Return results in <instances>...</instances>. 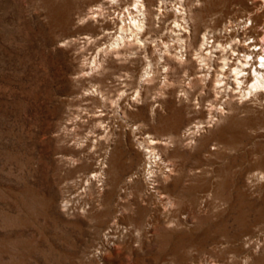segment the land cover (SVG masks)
Segmentation results:
<instances>
[{
    "label": "rangeland",
    "instance_id": "obj_1",
    "mask_svg": "<svg viewBox=\"0 0 264 264\" xmlns=\"http://www.w3.org/2000/svg\"><path fill=\"white\" fill-rule=\"evenodd\" d=\"M75 1L62 25L42 0H0V264H264V182L253 178L264 103L216 95L212 77L189 87L190 100L180 98L187 75L201 73L192 49L185 65L170 60L166 86L161 66L141 83L146 54L156 60L154 46L170 40V5L148 30L145 50L106 56L88 75L87 59L114 26L81 24L102 0ZM185 4L194 47L231 20L258 18L248 36L264 34L260 0ZM84 36L95 41L84 46ZM95 89L104 100L86 95ZM211 103L225 110L192 133L209 120ZM90 132L103 138L84 165L78 153L95 138ZM147 136L165 162L150 178L139 148ZM101 163L104 178L87 182Z\"/></svg>",
    "mask_w": 264,
    "mask_h": 264
},
{
    "label": "bare ground",
    "instance_id": "obj_2",
    "mask_svg": "<svg viewBox=\"0 0 264 264\" xmlns=\"http://www.w3.org/2000/svg\"><path fill=\"white\" fill-rule=\"evenodd\" d=\"M150 1H155L156 6L150 4ZM212 1L217 4L221 2L225 4L230 3V0ZM42 2L47 17L53 23L68 24L70 15L75 10V0H42ZM126 2L123 8L121 0H102L90 8L85 17L80 19L81 24L87 23L90 20L99 24V19H102L103 21L112 22L114 26V30L103 29V34H108L109 40L98 46L90 58L87 59L88 75L98 68H104V58L106 56L118 57L127 51L130 46H136L139 49L144 48L145 50L147 48V38L145 36L148 30L151 29L154 21L162 20L171 8L174 13V21L171 24L173 29L170 31V40H161L160 43L157 42V45L154 46V51L158 54L156 60L146 54L144 59L145 66L140 78L141 83L154 81L155 75L158 72L157 66H161L159 70L163 75L162 83L163 86H166L167 82L169 83L170 60L174 59L179 65H185L188 62V51L190 52V49H192L195 60L201 66V73L187 75L188 81H185V86L182 89L184 93L180 95V98L190 100L189 87L196 80H202V82L205 81L208 84L211 80L209 78L212 77V87L216 90V95H222V97H228V99L237 95L242 102L246 100H261L264 103V34H260L257 38L248 36V33L256 25L260 24L257 22L258 18L252 20L249 17L231 20L224 25L223 29L206 30L198 45L194 47L191 40L197 33L191 29L190 13L185 4L186 0H177L175 2L170 0H126ZM260 6L264 10V0H260ZM153 8H155V11ZM261 29H264V25ZM84 37L82 38L85 39L82 42L84 46H88L95 41V38L90 36ZM98 38L101 37L99 36ZM75 41H67L66 44H72ZM216 59L221 61L217 67L214 65ZM135 93L136 98L132 100L137 99L140 91L137 90ZM86 95L100 97L104 100L103 93L96 89L87 92ZM199 104L197 103V105ZM223 104H226V102H222ZM217 105L218 103L215 105L214 103L210 104L209 120L206 122H196L191 128L194 129L192 133L199 132L203 128H209L213 125L217 120L214 112L218 117L225 110L224 107H220L219 110ZM199 108L200 106L196 107V109ZM99 116L103 117L105 115L101 114ZM103 122L105 121H99V125H102ZM108 127L107 125L106 128ZM90 133L97 139L94 140L95 138L86 137V144H83L85 147L81 150V153H78L79 157L77 160L84 165L90 159V155L87 152L88 149L91 147L98 148L103 138L100 133ZM144 139L142 142H139V148H142L145 153L148 162V169L145 166V169H147L146 176L150 178L155 174L153 168L157 165H164L165 162L162 155L154 147L159 141L150 136ZM77 143L80 145L79 141ZM201 143L204 144L205 139ZM257 161L258 167L261 170L255 172L253 178L264 182V146L263 150H260L258 153ZM100 165L99 170L93 173L87 182L90 180L101 181L104 178L103 175H106L105 168L108 166L106 163H101ZM134 178H131L129 181L134 182ZM154 182L156 181L154 180ZM65 206H67V202ZM259 212L264 216V202L260 205Z\"/></svg>",
    "mask_w": 264,
    "mask_h": 264
}]
</instances>
